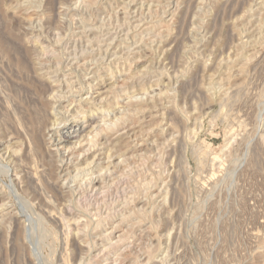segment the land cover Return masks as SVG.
Segmentation results:
<instances>
[{
    "label": "rangeland",
    "instance_id": "rangeland-1",
    "mask_svg": "<svg viewBox=\"0 0 264 264\" xmlns=\"http://www.w3.org/2000/svg\"><path fill=\"white\" fill-rule=\"evenodd\" d=\"M0 36V264H264V0H0Z\"/></svg>",
    "mask_w": 264,
    "mask_h": 264
},
{
    "label": "bare ground",
    "instance_id": "bare-ground-1",
    "mask_svg": "<svg viewBox=\"0 0 264 264\" xmlns=\"http://www.w3.org/2000/svg\"><path fill=\"white\" fill-rule=\"evenodd\" d=\"M20 2V1H19ZM18 2V3H19ZM131 2V1H130ZM128 3V2H127ZM141 3V2H140ZM133 4V3H132ZM20 6V5H19ZM18 6V7H19ZM134 6V5H133ZM21 7V6H20ZM136 7V6H135ZM134 8V7H133ZM135 10H136V8H135ZM130 11V10H129ZM34 12V11H33ZM123 12V11H122ZM124 14V13H123ZM128 16V15H127ZM130 17V16H129ZM141 17V16H140ZM124 18V17H123ZM96 20V19H95ZM102 22V21H101ZM95 23V22H94ZM117 23V22H116ZM171 23V22H170ZM157 25V24H156ZM95 27V26H94ZM136 27V26H135ZM99 28V27H98ZM121 28H122V26H121ZM128 28V27H127ZM138 28V27H137ZM110 29H112V28H110ZM134 29V28H133ZM100 30V29H99ZM96 31V30H95ZM109 31V30H108ZM134 31V30H133ZM159 32H160V30H159ZM161 32H162V30H161ZM160 32V33H161ZM167 32H169V31H167ZM166 31L164 32V33H167ZM154 33V32H153ZM159 33V34H160ZM174 33V32H173ZM101 34V33H100ZM130 34V33H129ZM155 34H156V32H155ZM163 34V33H162ZM168 34V33H167ZM97 35V34H96ZM137 35V34H136ZM135 35V36H136ZM149 35V34H148ZM158 35V34H157ZM166 35V34H165ZM171 35V34H170ZM6 36V35H5ZM99 36V35H98ZM97 36V37H98ZM140 36V35H139ZM163 36V35H162ZM2 37H4V36H2ZM2 37L0 36V41H1V44L3 45V46H5L4 48L7 50H9L10 52H11V50H10V48H11V46H8L7 44H4L5 42H3V40L5 41V38L4 39H2ZM143 37H144V35H143ZM142 37V38H143ZM159 37V36H158ZM157 37V38H158ZM170 37V36H169ZM7 38V37H6ZM93 38V37H92ZM138 38V37H137ZM149 38V37H148ZM155 38H156V36H155ZM8 40H9V38H7ZM101 39V38H100ZM116 39V38H115ZM7 40V41H8ZM12 40V39H11ZM88 40V39H87ZM95 40H97V39H95ZM124 40V39H123ZM122 40V41H123ZM130 40V39H129ZM143 40V39H142ZM142 40H141V42H142ZM154 40V39H153ZM152 40V41H153ZM161 40V39H160ZM84 41V40H83ZM92 41V40H91ZM103 41V40H102ZM144 41V40H143ZM152 41H150L151 43H152ZM155 41V40H154ZM154 41H153V43H154ZM77 42V41H76ZM85 42V41H84ZM109 42V41H108ZM114 42V41H113ZM130 42V41H129ZM139 42V41H138ZM6 43H8V42H6ZM89 43V42H88ZM111 43V42H110ZM109 43V44H110ZM143 43H145V42H143ZM163 43V42H162ZM10 44H12V43H10ZM9 44V45H10ZM15 44V43H14ZM14 44H12L13 46H14ZM17 44V43H16ZM73 44V43H72ZM91 44V43H90ZM105 44V43H104ZM128 44V43H127ZM160 44V43H159ZM67 45V44H66ZM87 45V44H86ZM108 45V44H107ZM112 45V44H111ZM157 45H158V43H157ZM95 46V45H94ZM151 46V45H150ZM50 47V46H49ZM99 47V46H98ZM105 47V46H104ZM107 47V46H106ZM111 47V46H110ZM2 48V47H1ZM16 48H18V46L16 47L15 46V48L13 49L14 50V52H17L16 51ZM52 48V47H51ZM64 48V47H63ZM82 48V47H81ZM109 48V47H108ZM119 48V47H118ZM133 48V47H132ZM157 48V47H156ZM4 49V50H5ZM36 49V48H35ZM47 49V48H46ZM45 49V50H46ZM96 49V48H95ZM104 49V48H103ZM110 49V48H109ZM3 50V51H4ZM21 50V49H20ZM73 50V49H72ZM71 50V51H72ZM86 50V49H85ZM88 50V49H87ZM86 50V51H87ZM0 51H1V49H0ZM2 51V52H3ZM35 51V50H34ZM38 51V50H37ZM47 51V50H46ZM45 51V52H46ZM80 51V50H79ZM107 51V50H106ZM140 51V50H139ZM13 52V53H14ZM19 52H23L22 50L21 51H19ZM67 52V51H66ZM74 52V51H73ZM81 52V51H80ZM104 52V51H103ZM117 52V51H116ZM77 53V52H76ZM89 53V52H88ZM94 53V52H93ZM18 54V53H17ZM20 54V53H19ZM18 54V56L20 57V55ZM35 54V53H34ZM51 54V53H50ZM58 54V53H57ZM86 54V53H85ZM106 54V53H105ZM115 54V53H114ZM14 55V54H13ZM25 55V54H24ZM23 55V56H24ZM157 55V54H156ZM4 56V55H3ZM17 56V55H16ZM22 56V55H21ZM38 56H41L40 54L38 55ZM57 56H59V55H57ZM74 56V55H73ZM88 56V55H87ZM116 56V55H115ZM171 56V55H170ZM169 56V57H170ZM13 57V56H12ZM14 57H15V55H14ZM26 57V56H25ZM76 57H77V55H76ZM82 57V56H81ZM118 57V56H117ZM127 57V56H126ZM10 58H11V56H10ZM21 58V57H20ZM19 58V59H20ZM72 58V57H71ZM113 58V57H112ZM111 58V59H112ZM25 59V58H24ZM52 59V58H51ZM54 59V58H53ZM97 59V58H96ZM115 59V58H114ZM121 59V58H120ZM126 59V58H125ZM140 59V58H139ZM41 60V59H40ZM63 60V59H62ZM68 60V59H67ZM113 60V59H112ZM123 60V59H122ZM137 60V59H136ZM13 61H14V59H13ZM50 61V60H49ZM61 61V60H60ZM72 61V60H71ZM75 61H77V60H75ZM84 61V60H83ZM87 61V60H86ZM109 61V60H108ZM170 61H171V59H170ZM25 62V61H24ZM62 62V61H61ZM94 62V61H93ZM123 62V61H122ZM121 62V63H122ZM129 62V61H128ZM23 63V62H22ZM22 63H20L21 64V67L20 68H22V67H24V65L26 64V62H25V64H22ZM58 63V62H57ZM83 63V62H82ZM135 63V62H134ZM40 64V63H39ZM44 64V63H43ZM50 64V63H49ZM56 64V63H55ZM69 64V63H68ZM80 64V63H79ZM92 64V63H91ZM96 64V63H95ZM99 64V63H98ZM117 64H119L118 62H117ZM138 64V63H137ZM27 65V64H26ZM83 65V64H82ZM31 66V65H30ZM41 66V65H40ZM58 66V65H57ZM96 66H97V64H96ZM112 66V65H111ZM162 66V65H161ZM16 67V66H15ZM42 67V66H41ZM59 67V66H58ZM80 67H81V65H80ZM99 67V66H98ZM108 67V66H107ZM19 68V67H18ZM26 68V67H25ZM24 68V69H25ZM32 68V67H31ZM23 69V68H22ZM44 69H46V68H44ZM112 69V68H111ZM51 70V69H50ZM49 70V71H50ZM63 70H64V68H63ZM103 70V69H102ZM108 70V69H107ZM31 71V70H30ZM37 71V70H36ZM142 71V70H141ZM243 71V70H242ZM27 72V71H26ZM89 72V71H88ZM109 72V71H108ZM42 73V72H41ZM49 74V73H48ZM51 74V73H50ZM57 75V74H56ZM68 75V74H67ZM28 76V75H27ZM39 76V75H38ZM74 76V75H73ZM79 76V75H78ZM91 76V75H90ZM93 76V75H92ZM133 76V75H132ZM144 76V75H143ZM49 77V76H48ZM63 77V76H62ZM34 78V77H33ZM61 78V77H60ZM77 78V77H76ZM130 78V77H129ZM134 78V77H133ZM126 79V78H125ZM68 80V79H67ZM71 80V79H70ZM76 80V79H75ZM65 81V80H64ZM45 82V81H44ZM93 82V81H92ZM27 83V82H26ZM40 83V82H39ZM70 84V83H69ZM84 84V83H83ZM95 84V83H94ZM98 84V83H97ZM72 85V84H71ZM56 86V85H55ZM73 86V85H72ZM54 87V86H53ZM58 87V86H57ZM113 87V86H112ZM74 88V87H73ZM80 88V87H79ZM79 88H78V90H79ZM50 89V88H49ZM71 89V88H70ZM59 90V89H58ZM87 90V89H86ZM98 90V89H97ZM105 90H107V89H105ZM119 90V89H118ZM47 91V90H46ZM66 91H68V90H66ZM76 91V90H75ZM81 91V90H80ZM54 92V91H53ZM52 92V93H53ZM65 92V91H64ZM99 92V91H98ZM1 93V92H0ZM78 93V92H77ZM115 93V92H114ZM51 94V93H50ZM54 94V93H53ZM67 94H69V92L67 93ZM104 93H100V96H102ZM56 95V94H55ZM91 95V94H90ZM110 95V94H109ZM115 95V94H114ZM53 96V95H52ZM59 96H60V94H59ZM73 96V95H72ZM88 96V95H87ZM108 96V95H107ZM106 96V97H107ZM53 97H55V96H53ZM57 97V96H56ZM55 97V98H56ZM99 97V96H98ZM116 97V96H115ZM38 98V97H37ZM63 98V97H62ZM82 98V97H81ZM58 99V98H57ZM50 100H52V99H50ZM55 100V99H54ZM101 101V100H100ZM54 102V101H53ZM72 102V101H71ZM149 102V101H148ZM158 102V101H157ZM33 103V102H32ZM52 103V102H51ZM59 103V102H58ZM34 104V103H33ZM40 104V103H39ZM48 104H50V103H48ZM54 104V103H53ZM37 105V104H36ZM52 105V104H51ZM64 105V104H63ZM82 105V104H81ZM73 106V105H72ZM92 107H93V105H91ZM35 107V106H34ZM40 107V106H39ZM43 107V106H42ZM64 107V106H63ZM68 107V106H67ZM76 107V106H75ZM99 107V106H98ZM141 107V106H140ZM55 108H56V106H55ZM55 108H53V109H55ZM86 108V107H85ZM90 108V107H89ZM20 109V108H19ZM68 109V108H67ZM79 109V108H78ZM82 109V108H81ZM101 109V108H100ZM22 110V109H21ZM20 110V111H21ZM32 110H33V113L29 110V112H31L30 114H32V116H31V121L33 122V124L35 123V124H37L38 126L41 124V126H42V120H43V117H44V110H43V108L41 109V110H34L33 108H32ZM51 110V109H50ZM95 110V108L93 107V109H88L87 111L89 112V111H94ZM9 111V110H8ZM47 111V110H46ZM53 111V110H52ZM55 111V110H54ZM149 111V110H148ZM152 111V110H151ZM2 112V111H1ZM61 112V111H60ZM75 112V111H74ZM88 112H87V114H88ZM114 112H116V111H114ZM181 112V111H180ZM3 113V112H2ZM1 113V114H2ZM26 113V112H25ZM45 113H47V112H45ZM70 113V112H69ZM60 114V113H59ZM23 115V114H22ZM21 115V116H22ZM50 115V114H49ZM2 116V115H1ZM18 116V115H17ZM28 116V115H27ZM47 116V115H46ZM84 116H85V114H84ZM87 116H89L87 119H89L88 121H91V124H89V125H87V126H83V127H80L79 126V128H74V127H70V128H68L67 130H66V133H65V135H64V142L65 141H68V140H70V139H75V138H78V137H80V138H82V141L84 142L85 141V137H86V135L88 134V132L90 131V129H92L93 127V119H92V117H93V115L90 113V114H88ZM136 116V115H135ZM48 117V116H47ZM1 118H3V117H1ZM18 118V117H17ZM67 118V117H66ZM125 118V117H124ZM45 119H47V118H45ZM44 119V120H45ZM118 119V118H117ZM1 120V119H0ZM14 120V119H13ZM119 120V119H118ZM15 121V120H14ZM84 121V120H83ZM3 122V121H2ZM45 122H46V120H45ZM63 122V121H62ZM0 123H1V121H0ZM16 123V122H15ZM20 123V122H19ZM85 123V122H84ZM34 124V125H35ZM45 124V123H44ZM6 125V124H5ZM20 125H22V124H20ZM25 125V124H24ZM27 125H28V123H27ZM59 125V124H58ZM141 125V124H140ZM31 126V125H30ZM33 126V125H32ZM37 127V126H36ZM35 127V128H36ZM40 127V126H39ZM59 127V126H58ZM132 127V126H131ZM123 128V127H122ZM37 129H40V128H37ZM46 129V128H45ZM152 129V128H151ZM5 130H6V128H5ZM21 130V129H20ZM31 130V129H30ZM29 130V131H30ZM33 130H34V128H33ZM36 130V129H35ZM41 130H42V127H41ZM120 130V129H119ZM39 131V130H38ZM38 131L36 130L35 131V135H37L36 134V132L38 133ZM46 131V130H45ZM20 132V131H19ZM104 132V131H103ZM119 132V131H118ZM79 133H82V135L81 136H78V134ZM23 134V133H22ZM40 134H41V132H40ZM39 134V135H40ZM100 134V133H99ZM133 134V133H132ZM115 135V134H114ZM143 135V134H142ZM26 136H27V134H26ZM29 136V135H28ZM50 136V135H49ZM89 136V135H88ZM102 136V135H101ZM36 137V136H35ZM9 138V137H8ZM11 138V137H10ZM9 138V139H10ZM30 138V137H29ZM79 138V139H80ZM89 138V137H88ZM132 138V137H131ZM7 139V138H6ZM38 139V138H37ZM40 140H41V138H40ZM105 140H106V138H105ZM26 141V140H25ZM35 141V140H34ZM33 141V142H34ZM53 141V140H52ZM60 141H62V140H59V143H57V144H54V145H56V146H59L60 144H61V142ZM148 141V140H147ZM28 142V141H27ZM75 142V141H74ZM81 142V141H80ZM87 142H89V141H87ZM2 143V142H1ZM13 143H15V142H13ZM63 143V142H62ZM82 143V142H81ZM80 143V144H81ZM112 143V142H111ZM121 143V142H120ZM28 144V143H27ZM41 144V143H40ZM88 144V143H87ZM107 144V143H106ZM116 144V143H115ZM114 143L113 144H111L110 146L112 147V148H115L117 145H115ZM83 145V144H82ZM90 145V144H89ZM121 145V144H120ZM124 145V144H123ZM9 146V145H8ZM55 146V147H56ZM88 146V145H87ZM106 146H108V145H106ZM109 146V147H110ZM89 147V146H88ZM108 147V148H109ZM122 148V147H121ZM9 149V148H8ZM33 149H35V148H33ZM32 149V150H33ZM69 149V148H68ZM91 149V148H90ZM97 149V148H96ZM104 149V148H103ZM31 150V149H30ZM37 150V149H36ZM86 150V149H85ZM115 150V149H114ZM113 150V151H114ZM8 151V150H7ZM69 151V150H68ZM73 151V150H72ZM84 151V150H83ZM88 151V150H87ZM117 151V150H116ZM15 152H17V151H15ZM101 152V151H100ZM99 152V154L98 155H95V157L94 158H92V157H90L89 156V154H85L84 155V157L80 160L79 158H78V156H77V158L79 159V162H77V164L75 163V162H73V158H70V159H67V160H65V161H63V163H62V166L60 167L61 169H62V172H64V173H66V175H69L70 174V169H74V171L76 172V171H81L82 169H83V167H81L82 166V161L84 160V162L86 161V159H91L92 158V163L93 162H98V163H100L104 158H103V156L105 155V153H103V152H101L100 153ZM110 152V151H109ZM57 153V152H56ZM59 153V152H58ZM63 153V152H62ZM66 153V152H65ZM85 153V152H84ZM117 153V152H116ZM115 153V154H116ZM1 154V153H0ZM13 154V153H12ZM73 154V153H72ZM95 154V153H94ZM118 154V153H117ZM16 155H17V153H16ZM82 155H83V153H82ZM108 155H110V156H106V158H107V160H108V162H110V160L111 159H113V155L112 154H108ZM14 156H15V154H14ZM66 156V155H65ZM71 157H72V155H71ZM76 157V156H75ZM80 157H81V155H80ZM116 157V156H115ZM15 158H17L16 156H15ZM138 158V157H137ZM121 159V158H120ZM77 160V159H76ZM7 161V160H6ZM14 161V160H13ZM111 161H113V160H111ZM118 161V160H117ZM7 163V162H6ZM89 164H90V161L88 162ZM13 165L15 164V163H12ZM58 164V163H57ZM109 164V163H108ZM112 164V163H111ZM84 165V164H83ZM88 165V164H87ZM98 165V164H97ZM133 165V164H132ZM91 166H92V164H91ZM90 166V167H91ZM87 167H89V166H86V168ZM104 168V167H103ZM6 170V169H5ZM108 170V169H107ZM23 172V171H22ZM7 173V172H6ZM5 173V174H6ZM14 173V172H13ZM72 173V172H71ZM75 174V173H74ZM123 174V173H122ZM15 175V174H14ZM27 175V174H26ZM24 176H25V174H24ZM30 176V175H29ZM73 176V175H72ZM31 177V176H30ZM19 178V177H18ZM17 178V179H18ZM70 178V177H69ZM93 178V177H92ZM120 178V177H119ZM123 178V177H122ZM129 178V177H128ZM33 180V179H32ZM38 180V179H37ZM19 181V180H18ZM121 181H122V179H121ZM90 182V181H89ZM115 182V181H114ZM117 182V181H116ZM122 183V182H121ZM37 184V183H36ZM67 184V183H66ZM80 184V183H79ZM95 184V183H94ZM118 184V183H117ZM127 184V183H126ZM91 185V184H90ZM66 186V185H65ZM68 186V185H67ZM111 186V185H110ZM113 186V185H112ZM84 187V186H83ZM79 188V187H78ZM77 188V189H78ZM136 188V187H135ZM102 189H103V187H102ZM113 189V188H112ZM132 189H134V188H132ZM16 190V189H15ZM81 190V189H80ZM115 190V189H114ZM118 190V189H117ZM102 191V190H101ZM77 192V191H76ZM94 192V191H93ZM127 192V191H126ZM134 192V191H133ZM151 192V191H150ZM69 193V192H68ZM71 193V192H70ZM85 193V192H84ZM96 193V192H95ZM118 193V192H117ZM81 194V193H80ZM102 194V193H101ZM135 194H136V192H135ZM67 195V194H66ZM86 195V194H85ZM84 195V196H85ZM88 195V194H87ZM127 195V194H126ZM132 195V194H131ZM130 195V196H131ZM72 196V195H71ZM116 196V195H115ZM125 196V195H124ZM154 196V195H153ZM14 197V196H13ZM87 197V196H86ZM89 197H91V196H89ZM99 197V196H98ZM117 197V196H116ZM151 197V196H150ZM108 198V197H107ZM128 198V197H127ZM135 198V197H134ZM153 198V197H152ZM22 199V198H21ZM83 199V198H82ZM86 199V198H85ZM129 199V198H128ZM151 199V198H150ZM70 200V199H69ZM68 201V200H67ZM75 201V200H74ZM81 201V200H80ZM79 201V202H80ZM99 201V200H98ZM110 201V200H109ZM122 201H123V199H122ZM20 202H22V201H20ZM78 202V203H79ZM128 202H130L129 200H128ZM72 203V202H71ZM76 203V202H75ZM77 203V204H78ZM98 203V202H97ZM96 203V204H97ZM5 204V203H4ZM102 204V203H101ZM127 204V203H126ZM131 204V203H130ZM133 204V203H132ZM22 205V204H21ZM80 205V204H79ZM78 205V206H79ZM106 205V204H105ZM119 205V204H118ZM122 205V204H121ZM120 205V206H121ZM129 205V204H128ZM26 206V205H25ZM73 206V205H72ZM94 206V205H93ZM108 206V205H107ZM7 207V206H6ZM80 207V206H79ZM119 207V206H118ZM122 207H123V205H122ZM121 207V208H122ZM128 207V206H127ZM146 207V206H145ZM25 208V207H24ZM27 208V207H26ZM83 208V207H82ZM95 208V207H94ZM113 208H114V206H113ZM87 209H89V208H87ZM92 209V208H91ZM97 209V208H96ZM102 209V208H101ZM125 209V208H124ZM123 209V210H124ZM135 210H137V208L135 209ZM71 211V210H70ZM102 211V210H101ZM119 211V210H118ZM125 211V210H124ZM126 211H128V210H126ZM139 211H141L142 212V210L140 209ZM25 212V211H24ZM96 212H97V210H96ZM112 212V211H111ZM138 212V211H137ZM85 213V212H84ZM99 213H101V212H99ZM34 214V213H33ZM93 214V213H92ZM91 214V215H92ZM95 214V213H94ZM115 214V213H114ZM9 215V214H8ZM35 215V214H34ZM89 215V214H88ZM126 215V214H125ZM129 215V214H128ZM6 216V215H5ZM12 216V215H11ZM144 216V215H143ZM126 217H128V216H126ZM145 217V216H144ZM6 218V217H5ZM120 218H122V217H120ZM1 219H2V217H1ZM77 219V218H76ZM80 219V218H79ZM126 219V218H125ZM4 220V219H3ZM63 220V219H62ZM93 220V219H92ZM95 220V219H94ZM93 220V221H94ZM97 220V219H96ZM115 220V219H114ZM81 221V220H80ZM82 221H84V220H82ZM120 221V220H119ZM13 222V221H12ZM77 222V221H76ZM75 222V223H76ZM64 223V222H63ZM78 223V222H77ZM76 223V224H77ZM84 223H86V222H84ZM118 223H120V222H118ZM1 224V223H0ZM82 224V223H81ZM80 224V225H81ZM121 225H122V223H121ZM74 226V225H73ZM84 226V225H83ZM107 226V225H106ZM65 227V226H64ZM78 227V226H77ZM85 227V226H84ZM1 228V227H0ZM68 228V227H67ZM71 228V227H70ZM81 229V228H80ZM78 230V229H77ZM85 231V230H84ZM78 232V231H77ZM79 233V232H78ZM83 233V232H82ZM85 233V232H84ZM76 234V233H75ZM80 234V233H79ZM87 234V233H86ZM106 235V234H105ZM102 236H104V235H102ZM109 237V236H108ZM79 238H80V236H79ZM70 239V238H69ZM72 239V238H71ZM101 239V238H100ZM118 242V241H117ZM85 249V248H84Z\"/></svg>",
    "mask_w": 264,
    "mask_h": 264
}]
</instances>
